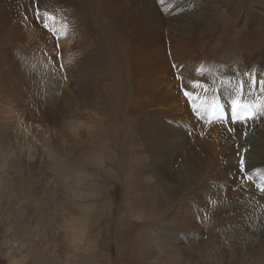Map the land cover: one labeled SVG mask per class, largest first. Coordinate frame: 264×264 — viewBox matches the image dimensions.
Wrapping results in <instances>:
<instances>
[{"label":"rangeland","instance_id":"1","mask_svg":"<svg viewBox=\"0 0 264 264\" xmlns=\"http://www.w3.org/2000/svg\"><path fill=\"white\" fill-rule=\"evenodd\" d=\"M156 1L158 6L161 3L167 7L181 4L184 13L191 7L190 13L194 14L192 7L197 0ZM201 1L203 10L214 17V22L212 27L198 28L194 38L188 40L187 47L190 55L204 59L203 65L206 66L202 73L198 72L201 77L197 74L194 84L202 87L204 92L215 88L208 94L203 93L204 100L209 102L216 99V95L224 94L227 87L240 80V76L258 74L259 81L264 83V61L251 62L253 54L243 49L257 48V53L264 56V0ZM0 2L9 7L8 0ZM58 2L56 6L46 8L47 17L51 19L42 22L37 3L35 16L29 19V27L37 30L40 37H45L47 30L52 36L50 40L45 37L41 42L35 41L23 30L19 34L0 33V264H172V261H178V255L172 250L170 253L158 251L161 246L158 240L153 246H143L142 239H139V233L151 226L152 218L135 216L134 210L139 209L142 202L131 208L126 204L124 168L119 166L121 156L117 155V138L112 129L113 104L108 105L100 94L106 95V81L113 72L114 23L134 14V0ZM15 13L20 19L16 8ZM48 20L58 35H53L42 25L48 23L50 26ZM197 24L201 22L198 20ZM121 26L126 28L128 24L123 21ZM214 27L218 29L214 30ZM75 29L79 31L72 33ZM92 29L95 31L90 33ZM71 34L77 35V41L68 45L75 59L66 62L62 57L66 48L60 47L58 38L63 35L71 42ZM164 35L166 55L171 57L167 30ZM131 40L135 41V48H142L146 42H160L156 32L145 33L137 40L134 35L130 38L119 29L118 50L122 51L123 45L130 44ZM19 41L21 48L16 47ZM102 44L101 54L108 59L107 62L89 59V52H99L97 47ZM237 51L241 56L239 59L236 58ZM205 53L212 54L209 57L204 56ZM218 53L222 55L219 59L216 58L220 57ZM171 66L175 72L177 68L173 61ZM8 71H11V79L6 77ZM208 77L215 78L210 81ZM176 78L183 79V76L177 74ZM201 93L197 92L196 98ZM94 108L102 113L82 114V110L88 112ZM199 117L197 115L200 121L202 118ZM202 135L199 133L196 137ZM48 141L55 147L52 152ZM35 149L38 151L33 155ZM53 154L59 157L55 160L57 162L49 156ZM31 156L37 159L35 163ZM221 160L217 158L215 170L217 166L224 167ZM221 173L214 172L216 181ZM178 178L182 184L191 185L184 175ZM214 179L209 177L213 186L217 184ZM169 185L173 186L171 190L175 194L165 199H181L184 187L174 186L171 180ZM190 197L188 189L185 199ZM201 198L211 201L205 195ZM199 205L203 211L210 207V203L209 207ZM70 218L86 224V236L80 246H74V232L67 222ZM158 225L175 239L178 222L158 221ZM185 228L182 229L185 231ZM151 232L156 234L159 231L151 228ZM189 232L186 230V238ZM168 242L165 241L164 245ZM178 249L174 248V251ZM159 252H164V256Z\"/></svg>","mask_w":264,"mask_h":264},{"label":"bare ground","instance_id":"2","mask_svg":"<svg viewBox=\"0 0 264 264\" xmlns=\"http://www.w3.org/2000/svg\"><path fill=\"white\" fill-rule=\"evenodd\" d=\"M57 2L58 0H8L9 7L0 2V33L19 34V31L23 30L35 41L41 42L45 37L50 40L51 33L45 30V37H40L37 30L29 27V19L35 16L37 3L40 14V17H37L41 18L42 22L47 21L49 13L46 8L56 6ZM193 5L194 14L190 13L191 7L184 13L181 4L167 7L164 3L158 6L156 0H134V14L126 19H117L114 23L113 72L109 80L105 79L108 80L107 96L103 92L100 94L102 93L101 97L108 101V105L113 104L112 129L115 130L113 135L117 138L115 149L117 155L121 156L119 166L124 168L126 179L125 201L129 208L139 202L143 203L139 209L134 210L135 216L151 217L152 221L149 228L139 233V239H142L143 246H153V242L158 240L161 245L157 248L158 251L167 250V253L173 251L177 254L178 261H172V264H264V83L259 81L258 74L240 76V80L227 87L224 94L216 95V99H210L209 102L204 100L203 93L208 94L215 91V88L204 92L202 87L194 84L196 75L206 66L203 65L204 59L197 58V54L196 56L192 53L196 57L190 55L187 44L188 40L194 38L193 34L198 28L212 27L214 17L203 10L201 0H197ZM15 8L20 12V19L15 13ZM198 20L201 24H197ZM123 21L128 24L126 28L121 26ZM49 28L55 29L51 21ZM119 29L130 38L134 35L137 40L145 33L156 32L160 42H146L141 45L142 48H135V41L131 40L130 44H124L123 50L119 51ZM216 29L218 28L214 27V30ZM164 30H167V38L170 40L171 57L166 55ZM78 31L79 29H75L72 33ZM93 31L95 29L90 33ZM21 32L20 36L24 37ZM82 32L84 34V31ZM234 33L237 35L236 29ZM76 36L71 34V42L63 35L58 38L60 47L66 48L64 56L62 55L66 62L75 59L74 52H69L68 45L77 41ZM249 38L250 33L248 40ZM20 46L22 45L19 41L16 47ZM97 49L100 51L89 52V59L106 63L108 59L101 54L103 44ZM243 49L246 53L253 54L251 62L264 61V56L257 53V48ZM238 51L236 58L239 59L241 56ZM209 54L212 53L203 55ZM218 54L220 56V53ZM221 57L222 55L216 58ZM172 61L176 64L175 72L171 66ZM258 72L261 73L260 70ZM177 74L183 76V79L176 78ZM81 76L83 77L82 74ZM6 77L12 78L11 71L6 73ZM208 78L212 81L215 77ZM199 91L202 93L196 98ZM238 100H243L255 110L252 119H246L244 122L231 120L232 110ZM220 104L230 113L226 121L228 124L220 120L209 121L212 111ZM88 113L101 114L102 110H82V114ZM197 115L202 118L199 117L200 121ZM199 133L204 136L196 137ZM48 147L50 152L55 149L49 141ZM36 151L38 149L32 154ZM49 156L54 162L59 159L55 154ZM31 158L35 163V156ZM217 158L222 159L224 167L217 166L218 169L215 170ZM176 164L178 169H175ZM214 172H222L217 181L214 179ZM183 175L191 181L190 186L188 183L182 184L179 180L178 177ZM209 177L217 184L213 186ZM170 180L174 186L184 187L181 199H165L175 194V191L171 190L173 186L169 185ZM188 189L191 197L186 200L185 191ZM203 195L211 201L201 198ZM199 203L204 207H209L210 203V207L206 211L200 210ZM158 221L179 223L175 239H171L169 232L159 226ZM67 222L70 230L74 232V246H80L86 236V224L71 218ZM184 227L187 232L190 231L187 238L186 230L182 229ZM151 228L159 232L154 234ZM167 240L169 242L164 245ZM174 248L179 249L174 251ZM163 253L159 255L164 256Z\"/></svg>","mask_w":264,"mask_h":264},{"label":"snow or ice","instance_id":"3","mask_svg":"<svg viewBox=\"0 0 264 264\" xmlns=\"http://www.w3.org/2000/svg\"><path fill=\"white\" fill-rule=\"evenodd\" d=\"M49 18L51 19V17H49ZM44 27H45V28H48L49 31H52V32H53V35H58V34L56 33L55 29L49 28V26H48L47 23H45ZM186 95H187V93H186ZM238 118H239V119H244V117H238ZM247 118H248V119H251L252 116L249 115Z\"/></svg>","mask_w":264,"mask_h":264}]
</instances>
